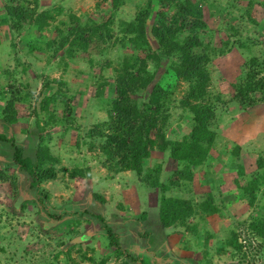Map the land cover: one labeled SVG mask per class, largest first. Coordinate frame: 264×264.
<instances>
[{"label":"rangeland","instance_id":"rangeland-1","mask_svg":"<svg viewBox=\"0 0 264 264\" xmlns=\"http://www.w3.org/2000/svg\"><path fill=\"white\" fill-rule=\"evenodd\" d=\"M190 1L201 2L209 34V37L203 36V41L210 44L212 53L207 64V80L199 90H204L206 96L203 101L189 99V106L212 104L213 122L208 123V128L214 133V141L206 160L191 167L192 179L183 187L182 181L174 175L181 165H177L168 152L159 151L162 139L156 131L157 128L163 131L165 140L171 142L181 141L189 134L192 113L183 102L192 96L193 87L199 93L195 88L197 79L195 76L188 80L168 76L165 69L175 59L168 57L163 46L150 36L159 15L164 13L170 26V19L178 8L168 1L157 0H124L116 10L111 0H0V128L10 126L15 144L22 147L25 156H32L31 146L36 141L33 134L38 131L36 125L41 127L49 123L43 134H50L47 146L56 162L51 163L55 177L41 184L48 195L45 206L75 214L64 215L60 222L48 227L46 216L31 201L24 208L16 207L14 201L18 194L29 196L35 190L29 189V179L12 162L0 161V176H4V179L0 177V264H99L107 253L103 250L113 248L103 236L100 223L91 217L101 210L90 206L88 199L92 198L91 202L96 205L104 203L102 199L96 200L93 190L99 196L101 192L109 195L108 189L121 194L132 193L126 189L128 183L133 181L138 185L139 182L141 189L150 191V205L155 207L154 197H159L161 192L150 187L149 181L144 180V173L154 172L157 165L161 166L158 176L161 183L166 184L169 179L179 182V186L165 195L191 202L195 211L184 224L170 227L175 238L171 240L174 251L154 263L145 256L147 241L134 239L141 226L154 231L153 223L127 221L129 227H123L125 238L122 242L133 255L142 257L145 264H175L177 260L179 264H264V238L258 235L257 229L251 228L256 215L264 216V165L261 163L264 160V101L243 110L235 88L250 59H257L259 63L264 57V10L258 3L249 7L247 0ZM9 3L22 7L28 14L32 12V23L37 15L43 16L42 30L30 34L42 49L31 52L25 47L23 37L31 40L27 22L22 31L3 23ZM139 15L146 29L144 43L148 47L144 43L141 51L128 45L122 47L121 23L132 22ZM109 16L112 21L105 42L90 37V29L86 27L83 37L86 51L74 40L75 32L57 49L61 37L68 35L66 31L78 22L84 26L98 25L110 19ZM198 49H195L197 53ZM75 51L77 53H73ZM134 56L141 58L140 76L147 85L127 92V106H135L148 118H157V127L150 132L157 148L151 151L144 163L149 167L144 165L140 175L134 171L111 172V162L102 155L103 139L86 137L95 124L107 120V101L114 95L111 89L117 73L123 62ZM156 84H160L168 96L159 115L147 107L151 89ZM254 96L261 98L259 92ZM44 107L49 110L52 121L42 112ZM13 112L15 122L9 119ZM11 154L10 145L0 143V156ZM89 166L98 171L95 183L82 179L84 177H70L73 169L79 167L85 173ZM113 176L118 177L117 188L115 182H105ZM256 185L262 186L255 190ZM237 186L245 188L247 195L254 190L253 207L245 200L233 198L238 194ZM86 188L90 191H85ZM136 191L140 190L133 192ZM209 196L213 200L211 206H219L218 212L200 207ZM84 210L91 215H77ZM115 223L111 220L107 224ZM111 228L116 232V227ZM121 229L122 226L119 232ZM93 236V240H89ZM233 237H236L238 249L227 243ZM170 259L174 263L169 262Z\"/></svg>","mask_w":264,"mask_h":264},{"label":"trees","instance_id":"trees-1","mask_svg":"<svg viewBox=\"0 0 264 264\" xmlns=\"http://www.w3.org/2000/svg\"><path fill=\"white\" fill-rule=\"evenodd\" d=\"M103 1L107 2L108 0ZM123 1L111 0L113 10H116ZM157 1H168L173 4L174 8H178L170 19V26L167 23L165 14L161 13L157 24L150 31V36L163 46L167 56L175 59V62H171L170 67L165 69V72H167L168 76H173V78L184 77L187 80L189 77L195 76L197 79L195 88L199 91L207 80V64L210 61V54L212 53L210 44L203 41V36L207 35L209 37V34L206 31L207 25L203 20L201 2L193 3L190 0ZM247 1L249 7L258 3L264 10V1ZM6 14L7 18L3 20V23L6 25L9 23V27L12 29L22 31L25 22H27L26 25L31 32L28 34L29 37L30 34H33V31L39 32L44 26V22L42 21L43 16L40 14L37 15L34 18L35 23H32V12L28 14L22 7L12 6L10 3L6 6ZM27 18L31 20L28 21ZM109 18L107 21L98 25L91 23L90 26H84L78 22L76 26L66 31L68 35L61 37V44L57 45V49H60V46L64 45L68 37L75 32L74 40L78 45H82L83 51H86V44L83 40L86 27L90 29L88 31L90 37H95L105 42V35L109 31L108 25L112 21V16H109ZM121 25L123 26L122 31L124 34L121 39L122 47L128 45L137 51H141L142 49L140 47L145 42L146 29L140 15L134 21L121 23ZM30 39L27 40L26 37H23L24 45L29 51L33 52L35 49H42V47L37 45L38 42L34 38L32 39L30 37ZM47 46L50 47V44H47ZM144 46L148 47V44L146 43ZM195 49L200 50V52L197 53ZM73 53L77 52L75 51ZM69 56L71 57V54ZM257 62V59H250L242 71L237 82L238 84L235 85L237 99H239L241 103L240 107L243 110L247 107L254 106L257 102L264 101V57L261 62ZM141 63V58L136 56L127 58L123 62L121 69L117 73L114 88L111 89L114 90L115 96L113 95L107 101L109 105V109L106 112L107 120L95 124L86 136L89 139L96 137L103 139L102 155L107 157L111 162V172L134 171L137 175H140L144 171V163L150 157L151 151L157 148L155 140L150 137L151 130L157 127V118L155 116L148 118L145 113L137 111L135 106L132 108L127 106V92H134L137 87H145L147 85L140 76ZM257 92L261 94V98L259 99L256 98L257 96H254ZM199 93H196L193 87L192 96H188L186 98L187 100L183 102V105L188 107L192 113V127L187 136L181 141L171 142L165 140L163 131L158 130V128L156 131L159 135L158 138L162 139V144L158 147L159 151L163 153L168 152L169 157L177 165H181V169L176 170L174 175H176L177 180L182 181L183 187L192 179L191 167H196L206 160L209 148L214 141V133L208 128V123L213 122L214 109L212 104L189 106V99L195 101L201 99L203 101L206 93H204V90L202 92L199 91ZM167 99L166 90L160 84H156L151 89L147 107L149 110H153V113L159 115L160 109L164 106ZM48 111L47 107L42 108V112L51 120L52 116L48 114ZM13 115H15L14 112L11 113L9 119L15 122ZM9 123L11 124V122ZM48 125V122L43 123L41 127L38 124L36 125L38 131L33 134V138L37 142L35 141L34 146H31L32 150H34L32 156L24 155L22 147L15 144V139L9 128L10 126L2 125L0 128V142L9 144L12 148V154L7 157L0 156V161L3 163L12 162L18 168V171L26 176L27 180L29 179V189L35 190L34 194H30L29 196L27 194H18L14 201L15 206L21 205L20 207L24 208L31 201L37 207L38 211L46 216L49 227L52 224L60 222L64 215L70 217L75 216V214L68 211L61 213L52 208L48 209L45 206L48 195L41 189V184L55 177V171L51 163L56 162V159L50 155L47 146V140H50V134H46V136L43 134L44 129ZM261 163L264 165V160H261ZM160 171L161 166L157 165L154 172L148 171L144 173V180L149 181L150 187L158 188L161 192L159 204L160 223L163 228L184 224L195 211V207L191 202L183 200L182 198L165 195L172 188L179 186V182L169 179L166 184L161 183L158 178ZM69 175L71 178L85 177L83 170L78 168L73 169ZM241 175L245 176L243 173ZM0 177L3 178V174ZM262 185H256L255 190L260 189ZM237 190V195L230 196L245 200L250 207H253V203L256 200L254 190L252 189L248 195L246 194V189L242 186H237ZM212 202L213 200L209 196L200 207L206 211L210 209V212H218L219 206H211ZM85 214L91 215L86 210L77 215ZM91 217L100 223L103 236L107 239L108 245L114 249L117 255H124L132 263L140 262L141 264H145L140 258L135 259L131 254L122 249L118 234L113 231L102 216L92 214ZM251 228L257 229L255 231L258 235L264 238V216L260 217L256 215L255 223L252 224ZM227 243L229 246H233V249L239 248L236 237L231 238V241L229 240ZM186 263L182 262L181 264ZM99 264H105V261L102 260Z\"/></svg>","mask_w":264,"mask_h":264},{"label":"crops","instance_id":"crops-1","mask_svg":"<svg viewBox=\"0 0 264 264\" xmlns=\"http://www.w3.org/2000/svg\"><path fill=\"white\" fill-rule=\"evenodd\" d=\"M0 143H2V142H0ZM3 144H6V143H3ZM145 162L147 163V160ZM144 165H145V168L149 167V166L148 167L146 166L147 164H144ZM88 168H89V170L85 171V173H84L85 177L82 179H85V180H88L89 182L95 183V181H96L95 178L98 175L97 174L98 171L96 169H91V166H89ZM86 173H87V175H86ZM117 179H118L117 176H115V177L113 176V178L111 177L110 180L107 179V181H105V182L106 183H112V182L114 183L115 182L114 187L117 188L118 187V185L116 184ZM73 180H76V179H73ZM123 186L125 187V184ZM126 189L130 190L132 193H126V194L122 193L121 194L118 192V190L108 189L109 195H106L105 192H101V195L99 196L98 193L93 190L92 195L97 196L96 200H98V198H99L100 200L102 199L104 201L103 204L96 205V204L91 202L92 198L88 199L90 206L94 207L95 209H98V211L101 210L99 213H96V214L94 213V214L102 216L109 223H111V220H112V222H117L115 224H110V226L113 228L114 227L117 228L118 231L116 230L115 233H117L119 235V241L121 242L122 249L127 251V253L131 254L135 259L140 258V260H143V258L140 256L133 255L131 250L127 249V247H126L127 245H125L122 242V240H124V238H125V233L123 232V230H124L123 227H129V225H128L129 223H127V221H133V222H136L137 224L140 222H143V221L145 223H147V221L152 222L153 226L155 228L154 231L145 229V226H141V228H139L138 236L137 237L134 236V239L137 242L138 241H144V240L147 241L148 247H146L144 252H145V256H147V257L152 255L149 257L150 260L152 261V263H154L155 261H158L159 259H161L163 257L167 258L169 255V252L174 251V247L171 245V240L173 241L175 238H173V236L171 234V231H170L171 228L170 227L163 228L161 223H160V220H159V211L158 210H159L161 195L159 197L156 196V198L154 197V199H156L155 200V207H151L150 204H152V195L150 194V191L147 192V190L141 189V187L139 186V182H138V185L135 184L133 181L129 182L128 187H126ZM138 189L140 191L133 192V191L138 190ZM84 190L86 191L87 188ZM85 191H81V192L83 193ZM89 191L90 190H87V192H89ZM86 193H83L84 196L87 195ZM75 195H78V193L75 192ZM133 195L135 196V198H133ZM57 210L58 209H55V211H57ZM121 222H125V224L122 225ZM119 226H120V228L122 226V229L120 230V232H119V229H120ZM130 232H131V234L133 233L132 230H130ZM93 238H94V236L90 237L89 240H93ZM131 248L135 249V247H133V246ZM103 251L107 252L103 258H104V260H106L108 262V264H119V260L122 258H123L122 262H121L122 264H141L140 262L132 263L130 260H127L124 257V255H123V257L117 258L116 257L117 254L114 253L113 249L112 250L107 249V250H103ZM100 253H101V251H99V254ZM109 253H112V254L109 256V259L107 260ZM171 259L169 260V262H173ZM176 263L179 264L180 261L177 260Z\"/></svg>","mask_w":264,"mask_h":264}]
</instances>
